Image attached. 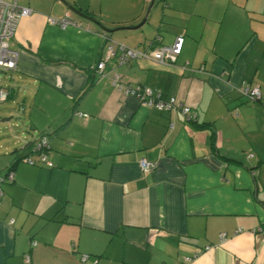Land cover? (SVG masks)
<instances>
[{
  "label": "crops",
  "instance_id": "crops-1",
  "mask_svg": "<svg viewBox=\"0 0 264 264\" xmlns=\"http://www.w3.org/2000/svg\"><path fill=\"white\" fill-rule=\"evenodd\" d=\"M14 1L30 13L8 42L0 264H264V0H65L87 17L63 0ZM177 34L167 64L96 66L108 45L150 50ZM42 133L45 162L22 161Z\"/></svg>",
  "mask_w": 264,
  "mask_h": 264
},
{
  "label": "built area",
  "instance_id": "built-area-1",
  "mask_svg": "<svg viewBox=\"0 0 264 264\" xmlns=\"http://www.w3.org/2000/svg\"><path fill=\"white\" fill-rule=\"evenodd\" d=\"M30 13V8L26 6L18 5L14 0H0V72L4 69H13L16 66L17 61V51L12 49L9 46V39L13 35L15 28L19 19L23 16H26ZM47 21L50 24H55L59 26H65L68 23H72L66 15L60 18L47 17ZM184 37L182 34H178L174 37L173 41L169 45H160L150 50H138L135 48L125 47L123 45H117L113 47L108 45L107 54L105 59L97 62V68H102L105 60H110L116 58L119 62H124L129 58L135 57H148L154 59L159 63L167 64L173 61L176 56L180 53L183 45ZM127 91H131L140 96L143 103L148 105H153L159 110L162 109H171L178 108L188 117H194V114H190V108L182 103L180 100L175 97L168 99H163L159 95L154 94L151 90L139 91V88H127ZM240 91L242 94L246 95L250 100H257L260 97V92L257 86H251L249 84H243L240 86ZM6 96V92L0 90V101L3 100ZM45 144V139L36 145V148L41 147ZM38 159H33L31 157L24 158L25 162L30 164L35 163L36 161H44V156L42 152H38ZM140 166L142 169L147 170L153 166L151 162H148L144 159L140 161ZM12 173H8V178H11ZM2 194V189L0 187V195ZM225 233H220V238H223ZM208 247V246H206ZM87 254H83L81 260H84ZM189 258H186L183 263H187Z\"/></svg>",
  "mask_w": 264,
  "mask_h": 264
},
{
  "label": "trees",
  "instance_id": "trees-1",
  "mask_svg": "<svg viewBox=\"0 0 264 264\" xmlns=\"http://www.w3.org/2000/svg\"><path fill=\"white\" fill-rule=\"evenodd\" d=\"M70 19V18H69ZM178 35V34H177ZM6 70H10V69H4V70H2V72H0V73H3V72H5ZM245 84V83H244ZM247 84V83H246ZM7 88L8 87H0V90H3L4 92H6V96H5V98L3 99V101L6 99V97H7V94H8V91H7ZM88 88V85L87 86H85L83 89H82V91L80 92V95L81 94H83L84 93V91L86 90ZM257 100H259V99H257ZM2 101V100H1ZM42 139H45V144L44 145H42L41 147H39V148H36V145L37 144H39L41 141H42ZM31 146H30V153H32V152H44V150L45 149H47V147H48V139H47V135L45 134V133H42V134H40V135H38L35 139H33L32 141H31V144H30ZM43 156H44V153H43ZM27 157H31V158H33V159H38V157L37 158H35V157H32V156H30V155H24L23 157H21L20 159L22 160V161H24L23 159L24 158H27ZM25 162V161H24ZM45 162V156H44V161H42V162H38V161H36L35 163H32L31 165H42L43 163ZM26 163H28V162H26ZM28 164H30V163H28ZM13 166H12V164H10L9 166H7L6 168H5V170L3 171V172H1L0 173V187H1V189H2V183L3 182H9V181H11L12 179H13V175L11 174V178H8V173H12V171H13V168H12Z\"/></svg>",
  "mask_w": 264,
  "mask_h": 264
},
{
  "label": "rangeland",
  "instance_id": "rangeland-1",
  "mask_svg": "<svg viewBox=\"0 0 264 264\" xmlns=\"http://www.w3.org/2000/svg\"><path fill=\"white\" fill-rule=\"evenodd\" d=\"M8 1H12V0H8ZM8 78H7V74L4 72V73H0V87L2 86V87H7L8 85H7V83H8ZM4 105H5V103H4V101L2 100V101H0V125L1 126H4L6 123H7V121H2V119L3 118H7L9 115L8 114H6V112H4V109H3V107H4ZM1 153V152H0ZM39 217V216H38ZM37 217V218H38ZM39 219V218H38ZM42 220V219H41ZM40 220V221H41ZM45 222H47V221H45ZM49 222H51V221H49ZM49 222H47L48 223V225L50 224ZM47 225V226H48ZM45 226V225H44ZM43 225H42V227H44ZM47 228L45 227V229L44 230H46ZM37 239V238H36ZM83 254H87V253H83ZM82 254V255H83Z\"/></svg>",
  "mask_w": 264,
  "mask_h": 264
},
{
  "label": "water",
  "instance_id": "water-1",
  "mask_svg": "<svg viewBox=\"0 0 264 264\" xmlns=\"http://www.w3.org/2000/svg\"><path fill=\"white\" fill-rule=\"evenodd\" d=\"M64 2H65V4L70 8V9H72L74 12H76L77 14H79V15H82V16H85V17H87V15H85L81 10H79L77 7H75L73 4H70L69 2H67V1H65V0H63ZM154 0H151V3L153 2ZM151 3H150V5H151ZM147 13H148V10L146 11V13L144 14V16H143V18L141 19V21L136 25V26H129V27H138V26H140L142 23H143V21L145 20V18H146V16H147ZM118 28V27H117ZM117 28H114V29H117ZM119 28H122V27H119ZM103 29L104 30H112V29H107V28H105V27H103ZM2 72V71H1Z\"/></svg>",
  "mask_w": 264,
  "mask_h": 264
}]
</instances>
